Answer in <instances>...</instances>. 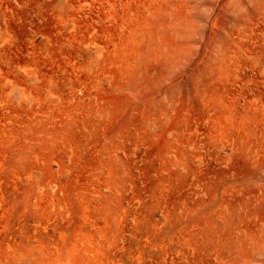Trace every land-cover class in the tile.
<instances>
[{
	"label": "rangeland",
	"instance_id": "374dc122",
	"mask_svg": "<svg viewBox=\"0 0 264 264\" xmlns=\"http://www.w3.org/2000/svg\"><path fill=\"white\" fill-rule=\"evenodd\" d=\"M99 4L103 11H96L94 21L96 26L103 19L110 22L99 28L110 31L108 51L126 57L125 67L115 69L132 74L79 73V101L88 95L81 90L86 83L108 88L114 81L115 91L90 92L100 101L114 95L121 114L130 115L116 125L115 141L123 143V126L129 123L132 128L147 124L158 133L157 142L145 138L143 148L132 140L119 151H128L132 169L149 164L152 156L165 166L179 163L184 145L194 152L195 164L187 188L197 208L196 219L187 221L191 234L178 237L180 247L171 246V251H116L112 264H157V259L161 264H264V0ZM78 67L86 66L79 60ZM32 78L0 75V95L6 84L27 89ZM124 85L130 90H118ZM129 99L132 107L124 109ZM2 104L0 99V264H79V259L97 256L80 249L79 235L95 224L86 214L106 210L107 189L97 194L98 185L77 188L74 181L81 172H32L25 154L28 124L18 121L19 109L4 110ZM112 151L105 148L106 154ZM76 159L67 156L62 163ZM173 174L163 186L171 184L178 193L173 185L179 178ZM56 176L70 181L53 187L37 183Z\"/></svg>",
	"mask_w": 264,
	"mask_h": 264
},
{
	"label": "crops",
	"instance_id": "0c3cea01",
	"mask_svg": "<svg viewBox=\"0 0 264 264\" xmlns=\"http://www.w3.org/2000/svg\"><path fill=\"white\" fill-rule=\"evenodd\" d=\"M97 10L103 11L99 0H0V75L33 77L27 89L21 85L8 88L6 84L5 94L0 95L2 108L14 112L19 109L18 121L28 124L25 137L28 153L25 154L29 169L32 172H48L53 168L63 173L81 172V184L79 179L72 180L77 188L98 185L93 192L97 189L100 194L104 188L108 191L106 210L86 214L95 224L79 235L82 237L80 249L97 252V256L93 253L90 260L79 259V264L115 263L111 253L116 251L132 249L159 253L174 250L171 246L180 247L178 237L191 234L187 221L197 217L195 197L187 189L191 171L195 170L191 160L194 152L189 146L186 149L184 145L185 157L181 155L179 163L165 166L159 157L152 156L147 159L149 164L142 163L132 169L126 160L130 157L128 151H119L125 150L132 140L137 147L144 148L145 138H150L151 143L157 142L153 139L158 133L154 134L147 124L132 128L129 123L123 126L127 130L123 143L120 138L115 141L116 125L129 120L130 115L126 111L121 114L114 95L100 101L92 98L90 92L115 91L114 81L108 88L100 83H86L81 90L88 95L79 101V73L91 76L132 74L115 69L125 67L126 57L108 51L110 31L99 28H108L110 22L103 19L96 26ZM79 60L83 61L85 69L79 70ZM60 61L65 66L54 67ZM52 76L58 77V81ZM118 90L128 91L130 87L124 85ZM122 106L131 108V99ZM105 148L113 151L106 154ZM67 156L77 157V163H62ZM51 157L57 160L55 165H51ZM164 172L170 174L162 176ZM89 173H93L91 177L86 176ZM171 173L179 178L173 185L179 188L178 193L171 189V184L168 188L163 186L171 181ZM63 181L70 180L56 176L54 179L40 178L37 183L53 187L60 186ZM146 261L150 262V257ZM155 262L161 264L159 259Z\"/></svg>",
	"mask_w": 264,
	"mask_h": 264
}]
</instances>
